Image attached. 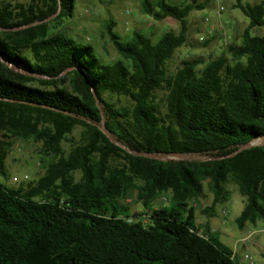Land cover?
Here are the masks:
<instances>
[{
    "label": "trees",
    "instance_id": "trees-1",
    "mask_svg": "<svg viewBox=\"0 0 264 264\" xmlns=\"http://www.w3.org/2000/svg\"><path fill=\"white\" fill-rule=\"evenodd\" d=\"M17 1L0 0V176L11 139L39 143L44 172L25 188L0 183V264H238L208 225L198 235L190 203L206 183L213 209L232 183L245 199L236 226L264 221V35L251 34L264 26V0H235L249 24L229 57L201 71L184 62L170 76L165 65L186 42V20L206 2L141 0L145 15L175 20L178 33L123 41L109 21L120 59L104 64L91 47L50 34L49 19L70 16L75 0ZM124 148L199 159L150 160ZM129 191L142 214H130ZM164 194L168 204L154 209Z\"/></svg>",
    "mask_w": 264,
    "mask_h": 264
},
{
    "label": "rangeland",
    "instance_id": "rangeland-1",
    "mask_svg": "<svg viewBox=\"0 0 264 264\" xmlns=\"http://www.w3.org/2000/svg\"><path fill=\"white\" fill-rule=\"evenodd\" d=\"M155 1V0H152ZM172 4H180L183 0H168ZM206 2L202 11H192L187 22L185 44L177 49L172 58L165 65L167 76L173 75L183 66L184 62L197 61V71L222 56L227 55V46L239 45L241 35L249 24V20L242 12L235 8V0H224V11L221 16L216 14L215 0H198ZM261 0H242V4L254 5ZM18 3L27 4L29 0H18ZM141 0H75L70 16L59 20L49 19L50 34L62 32L77 44L89 46L94 56L104 64H110L120 59L112 42L106 34V24L114 22V33L123 41H128L133 32L148 36L155 43L166 32L178 33L180 25L173 19L167 18L161 22L154 21L141 10ZM129 11L130 14H126ZM222 29H221V28ZM252 35L263 36L264 26L251 30ZM159 100L164 98L163 92H158ZM117 105L127 104L122 100L114 101ZM80 129L76 128L67 140L62 143V149L68 152L79 139ZM12 142L5 159L6 178L0 176V183L8 188H25L30 182L36 181L44 172L41 163V145L32 140H10ZM259 144V142H254ZM198 160L197 157H190ZM81 175L76 172L74 178L79 181ZM227 199L213 209V196L207 184H203V194L190 205L195 209V222L198 230L203 233L205 225L216 233L220 243L235 250L238 264H247L242 261L245 255L251 257L253 264H264V221L259 220L255 225L246 224L242 229L236 226L235 220L245 205V199L238 193L232 183L225 184ZM135 191L126 195L132 216L144 212L141 203L137 202ZM169 195H161L154 203L153 208L159 209L168 204ZM138 219V218H137ZM257 231L251 238L242 242L247 235Z\"/></svg>",
    "mask_w": 264,
    "mask_h": 264
},
{
    "label": "water",
    "instance_id": "water-1",
    "mask_svg": "<svg viewBox=\"0 0 264 264\" xmlns=\"http://www.w3.org/2000/svg\"><path fill=\"white\" fill-rule=\"evenodd\" d=\"M12 70H15V68L13 66H11ZM95 97V95H94ZM102 132L110 139V141H112L114 143V140L110 137L109 133L104 130L102 128ZM252 145H254V143H249L247 145H245L244 147L240 148L236 153L241 152L244 149H247L249 147H251ZM128 153L137 156V157H143L146 159H150V160H159V161H163V160H191L190 157H186V156H181V155H170V156H162V155H156V154H149V153H137V152H133L131 150H128L126 148H124ZM235 153V154H236Z\"/></svg>",
    "mask_w": 264,
    "mask_h": 264
},
{
    "label": "built area",
    "instance_id": "built-area-1",
    "mask_svg": "<svg viewBox=\"0 0 264 264\" xmlns=\"http://www.w3.org/2000/svg\"><path fill=\"white\" fill-rule=\"evenodd\" d=\"M216 2V14L218 17L221 16L222 12L224 11V8L222 7V4H223V1L222 0H215ZM126 14H130L129 11H126ZM221 28V27H220ZM222 29V28H221ZM257 231H252L250 232L246 238L242 239V242H245L246 240H248L249 238H251L253 235L256 234ZM198 235H202V233L198 230ZM236 256H237V253L235 250H232V258L236 260ZM242 261L243 262H246L247 264H253L252 262V259L250 256L248 255H245L243 258H242Z\"/></svg>",
    "mask_w": 264,
    "mask_h": 264
},
{
    "label": "crops",
    "instance_id": "crops-1",
    "mask_svg": "<svg viewBox=\"0 0 264 264\" xmlns=\"http://www.w3.org/2000/svg\"><path fill=\"white\" fill-rule=\"evenodd\" d=\"M222 1H224V0H222ZM211 232H213V231L211 230Z\"/></svg>",
    "mask_w": 264,
    "mask_h": 264
}]
</instances>
